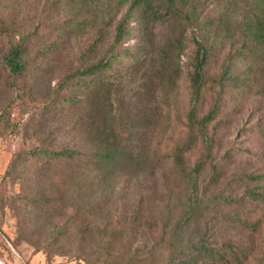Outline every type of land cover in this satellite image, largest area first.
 I'll return each instance as SVG.
<instances>
[{"label": "trees", "instance_id": "1", "mask_svg": "<svg viewBox=\"0 0 264 264\" xmlns=\"http://www.w3.org/2000/svg\"><path fill=\"white\" fill-rule=\"evenodd\" d=\"M127 2L121 16L105 12L53 88H43L41 76L72 31L5 34L0 134L24 136L5 175L20 185L9 199L22 235L38 234L37 251L75 255L82 264H264V169L242 166L238 149L221 154L219 146L235 53L212 74L215 44L193 33L182 116L173 101L184 72L175 31L196 20V5H116ZM136 17L144 33L160 29L150 84L140 92L150 98L145 103L122 89L123 65L142 54L125 46ZM251 42L264 46V19L243 36L244 48Z\"/></svg>", "mask_w": 264, "mask_h": 264}, {"label": "rangeland", "instance_id": "2", "mask_svg": "<svg viewBox=\"0 0 264 264\" xmlns=\"http://www.w3.org/2000/svg\"><path fill=\"white\" fill-rule=\"evenodd\" d=\"M186 1L196 5V20L190 24L185 21L175 31V36L182 41L180 63L184 72L179 77L173 101L183 116L189 106L186 68L190 62L192 46L189 40L193 33L201 31L215 44L217 55L211 67L212 74L219 71L220 64L229 54L235 53L233 75L236 82L223 102V120L226 124L225 129L220 130L219 146L221 154L230 148L238 149L242 166L247 165L261 171L264 169V46L261 48L251 42L249 47L244 48L242 38L256 30L259 22L264 19V0ZM117 2L118 0H0V53H4L7 47L6 32L16 37L18 34L37 31L41 35L50 36L53 31H63L68 27L72 32L64 39L62 52L50 65L49 71L41 76V86L53 88L74 68L75 58L94 38L96 24L101 23L105 12L110 11L114 15L118 9L121 16L127 10L128 2L122 6L116 5ZM131 25L133 34L125 46L141 50L142 54L136 55L132 64L123 65L122 89L136 103L141 100L145 103L150 98L140 92H143V85L150 84L153 60H157L153 49L159 42L160 29L150 25L148 33H144L137 17ZM112 30L113 25L107 29L108 35ZM143 52L146 55L144 59ZM1 85L0 78V87ZM6 98L7 94L0 89V113ZM210 98L211 93L207 95V99ZM175 112L176 108L172 109V113ZM15 115L11 116L13 121ZM24 144L22 134H0V260L4 264H82L75 255H52L47 251H37V247L33 245L41 241L38 234L31 240L22 235L20 216L9 199L20 191V185L6 179L5 175L13 155ZM244 209L245 207L241 208L242 211ZM255 247L259 253L258 242ZM251 264L258 263L252 260Z\"/></svg>", "mask_w": 264, "mask_h": 264}, {"label": "water", "instance_id": "3", "mask_svg": "<svg viewBox=\"0 0 264 264\" xmlns=\"http://www.w3.org/2000/svg\"><path fill=\"white\" fill-rule=\"evenodd\" d=\"M0 264H4V263L0 260Z\"/></svg>", "mask_w": 264, "mask_h": 264}]
</instances>
